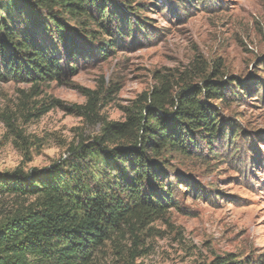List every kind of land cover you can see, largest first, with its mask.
Returning <instances> with one entry per match:
<instances>
[{
  "label": "rangeland",
  "instance_id": "374dc122",
  "mask_svg": "<svg viewBox=\"0 0 264 264\" xmlns=\"http://www.w3.org/2000/svg\"><path fill=\"white\" fill-rule=\"evenodd\" d=\"M136 3H145L146 28L118 36L107 58H79L75 74L39 88L0 84V172L47 169L78 141L91 142L101 131L100 118L124 120L161 79L175 84L192 75L197 81L203 70L220 69L224 82L229 77L247 86L234 95L226 88L220 102L221 118L242 128L243 138L230 146L218 142L212 152L168 154L176 204L125 226L91 264H216L229 253L264 264V0ZM83 89H103L100 116L92 120L71 111L87 102ZM49 104L54 107L45 114L30 116ZM33 201L1 196L0 224Z\"/></svg>",
  "mask_w": 264,
  "mask_h": 264
},
{
  "label": "trees",
  "instance_id": "16d2710c",
  "mask_svg": "<svg viewBox=\"0 0 264 264\" xmlns=\"http://www.w3.org/2000/svg\"><path fill=\"white\" fill-rule=\"evenodd\" d=\"M144 5L134 0H0V84L13 80L39 88L75 74L79 58H107L118 36L146 28L147 18L140 15ZM223 74L203 70L197 81L190 75L175 84L161 79L127 109L124 120L100 118V133L91 142L70 146L66 159L30 173L0 172V197L34 198L0 224V264H91L95 252L125 226L174 206L168 154L212 152L216 143L230 146L244 136L237 124L221 118L220 102L227 98L226 88L234 95L247 86L229 77L224 82ZM101 90L83 89L87 102L71 111L89 120L99 117ZM52 107L29 114H45ZM176 178L190 186L184 176ZM216 264L252 261L229 253Z\"/></svg>",
  "mask_w": 264,
  "mask_h": 264
}]
</instances>
